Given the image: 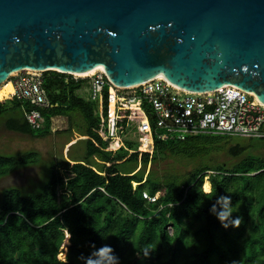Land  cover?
<instances>
[{
	"label": "trees",
	"instance_id": "obj_1",
	"mask_svg": "<svg viewBox=\"0 0 264 264\" xmlns=\"http://www.w3.org/2000/svg\"><path fill=\"white\" fill-rule=\"evenodd\" d=\"M91 81L46 71L50 106L39 108L40 128L25 116L35 106L5 98L10 87L0 93L8 129L44 137L52 133L53 118L63 116L86 146L83 159L51 162L39 190H3L0 264H264V155H245L240 143L229 146L234 135L208 133L156 140L153 153L139 154L130 151L136 147L127 130L125 146L114 151L101 135L107 122L90 98ZM109 100L106 88L105 116ZM114 110L112 104V117ZM222 150L240 159L210 163ZM177 156L199 163L186 176L160 177L147 169ZM39 157L34 151L0 154V178ZM129 161L137 165L128 169Z\"/></svg>",
	"mask_w": 264,
	"mask_h": 264
},
{
	"label": "water",
	"instance_id": "obj_2",
	"mask_svg": "<svg viewBox=\"0 0 264 264\" xmlns=\"http://www.w3.org/2000/svg\"><path fill=\"white\" fill-rule=\"evenodd\" d=\"M98 66L121 87L162 75L264 104V0H0V86L24 69Z\"/></svg>",
	"mask_w": 264,
	"mask_h": 264
},
{
	"label": "built area",
	"instance_id": "obj_3",
	"mask_svg": "<svg viewBox=\"0 0 264 264\" xmlns=\"http://www.w3.org/2000/svg\"><path fill=\"white\" fill-rule=\"evenodd\" d=\"M45 72L24 69L13 73L0 86L2 89L6 83L12 85L13 92L5 98L35 106L31 111L25 110V116L34 128H40L44 121L39 108L50 106ZM87 77L92 78L89 95L98 103L96 113L107 122V129L102 130L101 135L110 140V149L114 151L125 146L123 135L126 130L129 139L137 145L130 151L139 154L153 153L156 140H185L198 134L264 137V104L255 94L236 85H225L211 92H191L165 78L155 77L121 88L110 82L102 71ZM106 88L110 99L107 116L103 105ZM112 104L115 105L113 117L110 113Z\"/></svg>",
	"mask_w": 264,
	"mask_h": 264
},
{
	"label": "rangeland",
	"instance_id": "obj_4",
	"mask_svg": "<svg viewBox=\"0 0 264 264\" xmlns=\"http://www.w3.org/2000/svg\"><path fill=\"white\" fill-rule=\"evenodd\" d=\"M5 88L6 86H3L0 89V93L4 94ZM77 120L80 122L79 119ZM5 121V118H0V154L22 155L34 151L40 154V160L34 165L19 168L11 174L0 178V198L3 190L8 187H17L24 193L34 191L37 187V190H39L47 179L49 164L53 161L62 158L70 160V158L83 159L85 157V142H77L79 139L84 138V136L80 135L76 127L72 131L68 130L69 122L66 117L58 116L53 118L52 133L44 137H33L30 134L10 130L7 128ZM230 140L232 142H229V146L233 143L247 146L244 152L245 155H264V140L260 138L234 135ZM72 144H74L73 147H71ZM131 146L136 147L137 145L131 143ZM239 159L240 157H233L226 150H222L214 152L209 157V162L234 163ZM198 163V160L180 156L167 157L156 164H149L147 169L149 170L151 167L155 168L160 177L186 176ZM136 165V162L129 161L126 167L132 169ZM209 173L212 175V172ZM136 185L137 183L134 184V186ZM64 257L65 254L61 253L60 258Z\"/></svg>",
	"mask_w": 264,
	"mask_h": 264
},
{
	"label": "bare ground",
	"instance_id": "obj_5",
	"mask_svg": "<svg viewBox=\"0 0 264 264\" xmlns=\"http://www.w3.org/2000/svg\"><path fill=\"white\" fill-rule=\"evenodd\" d=\"M97 71H104L103 67L102 66H98L96 67L95 69H93L92 71L88 72V73H84V74H75L77 76H80V77H84V76H88V75H93L94 73H96ZM157 78H164L162 75H159L157 76ZM7 84V83H6ZM6 87H10L9 89V93L13 92V88H12V85L10 83H8V85ZM121 87V86H119ZM123 88H126V87H123ZM252 94H254L253 92H251Z\"/></svg>",
	"mask_w": 264,
	"mask_h": 264
}]
</instances>
